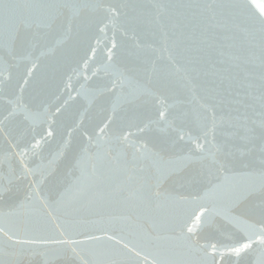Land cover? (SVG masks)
Returning <instances> with one entry per match:
<instances>
[{
    "label": "water",
    "instance_id": "obj_1",
    "mask_svg": "<svg viewBox=\"0 0 264 264\" xmlns=\"http://www.w3.org/2000/svg\"><path fill=\"white\" fill-rule=\"evenodd\" d=\"M0 264H264V0H0Z\"/></svg>",
    "mask_w": 264,
    "mask_h": 264
},
{
    "label": "snow or ice",
    "instance_id": "obj_2",
    "mask_svg": "<svg viewBox=\"0 0 264 264\" xmlns=\"http://www.w3.org/2000/svg\"><path fill=\"white\" fill-rule=\"evenodd\" d=\"M188 230L189 231H192L191 228H189ZM247 247H249V245L245 244L242 247H236V248H234L233 251L236 252L237 254H239L242 251L243 248H247Z\"/></svg>",
    "mask_w": 264,
    "mask_h": 264
}]
</instances>
